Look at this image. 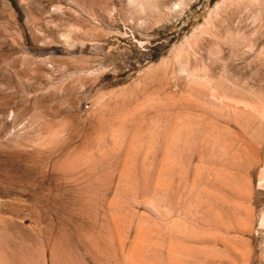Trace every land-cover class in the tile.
Wrapping results in <instances>:
<instances>
[{
  "label": "rangeland",
  "instance_id": "rangeland-1",
  "mask_svg": "<svg viewBox=\"0 0 264 264\" xmlns=\"http://www.w3.org/2000/svg\"><path fill=\"white\" fill-rule=\"evenodd\" d=\"M0 264H264V0H0Z\"/></svg>",
  "mask_w": 264,
  "mask_h": 264
}]
</instances>
